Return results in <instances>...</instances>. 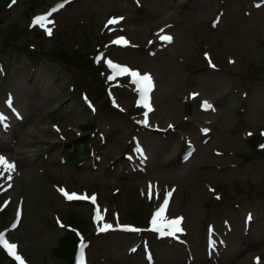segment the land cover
<instances>
[{
	"label": "rangeland",
	"instance_id": "1",
	"mask_svg": "<svg viewBox=\"0 0 264 264\" xmlns=\"http://www.w3.org/2000/svg\"><path fill=\"white\" fill-rule=\"evenodd\" d=\"M174 1L0 0V234L24 264L82 241L84 264H264V0ZM107 60L150 75L151 111Z\"/></svg>",
	"mask_w": 264,
	"mask_h": 264
},
{
	"label": "snow or ice",
	"instance_id": "2",
	"mask_svg": "<svg viewBox=\"0 0 264 264\" xmlns=\"http://www.w3.org/2000/svg\"><path fill=\"white\" fill-rule=\"evenodd\" d=\"M12 2L14 4L16 2V0H12ZM65 2H67V0H65ZM256 6L260 7L259 4ZM62 7H63V4H60L58 7L53 8L47 15L36 17L33 21V25H39L40 27L45 29V31L47 32L48 35H51L52 29L47 27V25L52 23V21H50L48 19V17L51 16L53 12L58 11L59 8H62ZM123 19H124L123 17L111 18V19H109L108 24L109 25L118 24ZM106 27H107V25H106ZM161 32H163V30H161ZM160 39L165 43H171L173 40V38L169 35H161ZM113 43L126 45L128 43V41L123 37H119L115 41H113ZM106 63L108 64V67L113 70V75H111L109 77L110 80L115 79L117 76L122 75V74H127V75H130L133 77L132 82L137 85V89L141 94V103L143 104V106L145 108L148 109V111H151L152 109L150 107V104L148 103V99H149V93L152 91L154 85H153V82H152L150 75L145 74V75L141 76L139 73L131 71L127 67L117 65V64L113 63L111 60H107ZM202 107L205 110H208V109L214 110L213 106L210 103H208L207 101H205L202 104ZM145 115H147V113H145ZM4 121H5V118L2 115H0V124L4 123ZM205 131H207V130H205ZM262 134H264V133H262ZM261 147H264V146H261ZM0 169H3V171H5V172L11 173V172L15 171V164L7 161L6 158L0 156ZM9 179H11V176H9ZM61 191H62L63 195L68 200L88 199V197H86V196H78L76 194H68L63 189H61ZM171 195H172L171 192H167L165 194V197L163 200V205L154 214V218L152 220V225H153L152 230L160 232L161 235H165V234L175 235V233L181 232L183 230L180 227V223H181L182 218H177L175 220L169 221L165 217V210L167 208V205L169 203V199H170ZM149 198H152L151 186H150V191H149ZM91 199H92L93 204H95V197H92ZM95 218L97 221H100L102 219V217L100 215V210L98 207L96 208V217ZM61 226H63V225H61ZM111 228H112V225L105 224L103 227L99 228V231L105 232ZM163 228H168L169 231L167 233H165L162 230ZM124 230L137 231V229H134V228H125ZM0 246H3V248H5L9 252V254L12 255L19 262V264H24L22 258L15 251L17 246L14 244L8 243L7 240L4 238L3 234H0ZM85 246L86 245L82 241L81 246H80V256H81L80 264H84L83 256H84Z\"/></svg>",
	"mask_w": 264,
	"mask_h": 264
},
{
	"label": "trees",
	"instance_id": "3",
	"mask_svg": "<svg viewBox=\"0 0 264 264\" xmlns=\"http://www.w3.org/2000/svg\"><path fill=\"white\" fill-rule=\"evenodd\" d=\"M86 143H89V139L86 140L85 142H83V144L87 145ZM71 232V231H70ZM70 232L67 231V234H65L64 236V244H63V249H66L68 251L67 255H68V258H70L71 256V250H72V247H71V242L73 240V244H74V241L77 239L75 237L74 234H70ZM72 233V232H71ZM73 251V250H72Z\"/></svg>",
	"mask_w": 264,
	"mask_h": 264
},
{
	"label": "bare ground",
	"instance_id": "4",
	"mask_svg": "<svg viewBox=\"0 0 264 264\" xmlns=\"http://www.w3.org/2000/svg\"><path fill=\"white\" fill-rule=\"evenodd\" d=\"M181 1H183V0H175L174 3H178V2H181ZM120 66H121V65H120ZM137 73H138V72H137ZM141 76H142V75H141ZM168 206H169V204L167 205V208H166V210H165V217H166L167 220L170 219V217H167ZM167 231H169V230H167ZM9 242H10V244H13V242H11L10 240H9ZM14 245H15V244H14Z\"/></svg>",
	"mask_w": 264,
	"mask_h": 264
}]
</instances>
